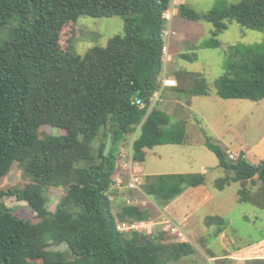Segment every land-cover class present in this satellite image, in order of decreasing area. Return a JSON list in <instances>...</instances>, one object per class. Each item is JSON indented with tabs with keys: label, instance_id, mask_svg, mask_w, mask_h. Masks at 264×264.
<instances>
[{
	"label": "trees",
	"instance_id": "1",
	"mask_svg": "<svg viewBox=\"0 0 264 264\" xmlns=\"http://www.w3.org/2000/svg\"><path fill=\"white\" fill-rule=\"evenodd\" d=\"M171 5L172 0H0V27L12 25L10 35L0 38V182L15 163L30 179L23 190L0 192V264H170L195 253L191 244L170 242L165 233L143 243L145 236L121 232L119 222L150 213L125 207L117 217L109 196L123 171L122 149L139 128L133 143V158L139 163L157 146L186 143V121L172 122L152 105L164 69L163 15ZM178 11L186 20L213 24L211 40L203 48L221 47L218 37L227 30L226 21L264 30V0L223 3L205 15L185 4ZM81 17H121L124 35L85 56L74 55L63 46V35ZM226 56L228 73L215 84L218 97L264 100L262 45L238 44ZM191 93L211 96L203 75L193 77ZM44 126L66 134L41 137ZM109 133L112 146L106 157ZM206 145L222 168L235 173L236 181L258 175L264 184V162L258 165L259 174L245 173L240 167L247 160L229 161L209 136ZM205 183L201 174L149 176L142 190L168 204L187 188ZM228 183L224 179L216 185L222 190ZM52 188L65 191L53 213L45 195ZM245 191H240L241 201H254ZM6 196L27 203L40 221L16 216L1 203ZM61 245H67L73 258L51 249Z\"/></svg>",
	"mask_w": 264,
	"mask_h": 264
},
{
	"label": "rangeland",
	"instance_id": "2",
	"mask_svg": "<svg viewBox=\"0 0 264 264\" xmlns=\"http://www.w3.org/2000/svg\"><path fill=\"white\" fill-rule=\"evenodd\" d=\"M242 0H172L176 8L175 19L179 22L178 31L179 38L183 41L181 49L176 47L173 58H169L168 63L170 72L168 75L174 76L178 81V88L157 92L152 99V105L160 110L162 108L160 102L169 98L170 93L179 97L182 101V107L186 114L190 117L191 130L196 129L197 133H201L203 137L210 136L212 142L218 144L223 149L239 148L241 144L247 146L260 145L264 141V100L260 102H252L249 100H224L217 95L216 82L228 73V61L226 50L230 47L242 44L246 46L262 45L264 51V30H252L243 27L235 21H226L227 30L222 32L218 41L221 47L218 49L203 48V46L211 40L213 24L201 20L193 22L185 20L181 17L178 8L181 5H187L198 13L205 15L211 10L218 8L221 4H237ZM179 5V6H178ZM173 26V23H172ZM125 22L121 17L112 18H92L81 17L78 22L67 27L63 35V46L70 48V52L74 55L85 56L87 52L94 47H106L115 36L124 35ZM12 25L0 27V38L6 39L11 33ZM174 35L177 30L173 28ZM172 36V40L175 36ZM177 46L174 43V47ZM183 55H188L185 58ZM203 75L211 89V96H196L191 93L193 88V77L195 75ZM159 97V100L157 98ZM190 103V104H189ZM172 122L180 120L177 117L169 115ZM41 137L45 135L61 136L66 131L50 126H44L40 129ZM219 136V139L216 137ZM100 141L94 143L95 155L98 154ZM149 153V166L151 170L160 174H169L184 172L197 174L205 170L207 166H215L218 163L216 156L207 146L191 147L188 145L174 146L166 145L153 149ZM249 162L259 165L264 161H260L255 154L250 155ZM210 170L206 175L207 182L211 187H216L219 180L229 179V183L224 187L226 192L221 194L223 198L224 220L227 223L228 240L234 241L236 247L249 243H257L264 240V198L261 202L262 206L256 205L255 202L240 203L238 201L240 191L244 189L242 183L235 180V173L216 165V168ZM207 170V169H206ZM207 173V172H206ZM232 181V182H231ZM254 189L250 188V196L257 200L264 196L263 183L256 179ZM30 182L26 177L24 170L19 163H15L11 172L0 182V192H8L10 190H23ZM216 185V186H215ZM262 185V186H261ZM261 188V189H260ZM221 190V189H220ZM246 189L245 192H250ZM48 198V210L55 212L58 205L65 196L62 188H52L45 192ZM154 200V199H153ZM1 203L12 209L14 214L20 218L38 223L40 220L37 214L25 202H19L15 196H6ZM217 216L214 207H208L201 212L194 224L200 222L201 237L207 239L210 243L216 242L213 237L219 225H213L212 229L209 225H205V218L209 216ZM219 212V211H217ZM210 219V218H209ZM215 221V220H214ZM175 222V221H174ZM176 223V222H175ZM176 225H178L176 223ZM179 226V225H178ZM185 236L189 239L191 245L201 248L199 242L196 241L191 233L190 224L188 226H180ZM158 235L164 233L158 229ZM143 243L154 237L145 236ZM218 244H213L210 252L222 256L218 250ZM65 251L70 258L67 245L53 247ZM220 249V248H219ZM232 248H230V251ZM207 255L208 251L204 252ZM210 253V254H211ZM201 255V254H200ZM203 256V255H202ZM170 264H178L177 262ZM223 264V261L217 262ZM229 264V262H226ZM246 264H264L262 262H249Z\"/></svg>",
	"mask_w": 264,
	"mask_h": 264
},
{
	"label": "crops",
	"instance_id": "3",
	"mask_svg": "<svg viewBox=\"0 0 264 264\" xmlns=\"http://www.w3.org/2000/svg\"><path fill=\"white\" fill-rule=\"evenodd\" d=\"M179 6V5H178ZM178 11V10H177ZM184 19V18H183ZM186 20V19H185ZM178 19L176 20L174 17L173 20V28L174 30H177V33L174 35V39L171 40V46H170V58H173L174 53L176 51V47L178 49H181L183 41L179 38V31H178V25H179ZM174 43L177 45L174 47ZM169 63H167V72L169 73ZM178 88V87H177ZM177 88H161L160 90L165 93V91L172 89L175 90ZM159 90V91H160ZM156 96V95H155ZM210 97V96H205ZM159 100V97L157 98ZM160 102L162 108L160 110L153 105L157 110L162 111L163 113L167 114L168 116H174L179 118L180 120L186 121V131H187V138L186 143L184 145H188L191 147H197L200 145L207 146L206 145V138L202 136L201 133H197L196 129L193 128L194 133L191 130V120L190 117L186 114L184 111V108L182 107V101L177 97L176 95H173L170 93L169 98L165 99V101H157ZM190 104V103H189ZM140 133V128L134 133L137 134V136ZM208 136V135H207ZM210 137V136H209ZM219 139V136H216ZM211 138V137H210ZM133 138L130 137L128 140V144H126L125 148L122 149L121 154H126L130 150L131 146V140ZM212 140V138H211ZM264 142V141H261ZM166 146V145H165ZM177 146V145H174ZM183 146V145H182ZM160 147V146H157ZM155 147V148H157ZM222 148V147H221ZM154 149V148H153ZM150 149L147 151V157L145 162L139 163L135 161V164L132 167V172L135 175H138L142 178L143 183H145L146 177H156V176H162V175H186L190 173H184V172H177V173H169V174H160L156 171L151 170V166H149V153L153 152L154 150ZM223 149V148H222ZM225 150V149H223ZM228 153L238 154L244 157L245 160H250V155L255 154L257 158H260V161H264V143H261L260 145H253V146H247L244 144H241L239 148L230 149L227 148L225 150ZM214 154V153H213ZM214 156H216L214 154ZM217 158V156H216ZM228 159V157H227ZM218 163H216L217 166H220L219 159L217 158ZM216 165L213 166H207V168H203L205 170H202V172H199L197 174H201L205 177L206 183L205 185L198 186V187H191L187 188L181 196L176 198L174 201L168 203V204H162L158 202L155 198L150 197L146 195L143 190H132L128 187H122L118 188L112 185V188L109 192V196L113 205V212L114 214L119 217L120 214L123 213L125 207H137L140 208L143 211H148L150 213L149 217L144 219H134L133 221H122L119 222L118 225H121L123 223L125 224H132V223H140V222H152L153 225L151 228V231L142 233L143 236H150V237H158V229H161L165 234L170 235V242H189V239L185 241H180L176 236L172 235L170 232H168L163 224V219H167V221H171L173 224L177 225L180 229V226H188L190 224L191 227V233L193 237H195L196 241L200 243L202 246L201 248H196L195 253L182 258L177 263L178 264H217L219 261H223V264H226V262H229V264H246L249 262H262L264 260V240L259 241L257 243H249L246 245H241L236 247V243L234 241L228 240L227 237V223L221 224L220 220L216 219H223L225 217L224 210H226V207H223V198L221 197V194L226 192V188L217 191L216 187H211L209 183L207 182V177L211 171V167L216 168ZM258 166V165H257ZM221 167V166H220ZM207 169V170H206ZM207 172V173H206ZM122 175L124 176L126 182L129 180V177L131 175V171L129 169H126L122 171ZM258 178V175H255L252 178L237 181L241 182L242 186H245V189L252 188L254 189L256 184V179ZM258 181L261 183V181L258 178ZM232 182V181H231ZM143 186V185H142ZM216 186V185H215ZM262 186V185H261ZM250 187V188H249ZM261 189V188H260ZM258 191V190H257ZM257 191L253 192L250 190V192H247V195H251V193H256ZM264 195V194H263ZM252 197V196H251ZM264 196L259 198L258 200H254L252 202H255L256 205L262 206L261 202L263 201ZM154 199V200H153ZM238 201L240 203H247L241 201V196L239 195ZM251 202V201H250ZM208 207H214L216 210L215 213L217 216H211V212H209V216L205 218V225H209L212 229L213 225H219L220 228L216 229V231L213 234V237L216 238V242L210 243L207 239L201 237V232H198V229H200V222H197V225L194 224L197 220L199 214L204 211V209ZM219 211V212H217ZM210 218V219H209ZM215 220V221H214ZM176 223H175V222ZM225 222V220H224ZM221 230V231H220ZM220 231V232H219ZM131 232H127V234H130ZM140 234V233H139ZM218 244V250L219 253H221L222 256L216 255L211 253L209 250V247H212L213 244ZM190 244V243H189ZM220 248V249H219ZM230 248L232 250L230 251ZM205 251H208L207 255H205ZM211 253V254H210ZM201 254V255H200ZM203 255V256H202Z\"/></svg>",
	"mask_w": 264,
	"mask_h": 264
},
{
	"label": "built area",
	"instance_id": "4",
	"mask_svg": "<svg viewBox=\"0 0 264 264\" xmlns=\"http://www.w3.org/2000/svg\"><path fill=\"white\" fill-rule=\"evenodd\" d=\"M176 15V8L174 4L171 5V7L164 13L163 19L165 21V27L162 31V38L164 40V46H163V52H162V59H163V73L160 78V86L161 88H177L178 87V81L174 76L168 75L167 72V63L170 58V46H171V40L173 33V20ZM159 92V91H158ZM157 94V93H156ZM136 104L140 107H144V102L142 100L137 99ZM133 139L131 140V146L130 150L126 154H122V157L119 161V165L122 168V170L129 169L131 171V175L129 177V180L126 182L124 176L122 175V172L119 173L116 177V180L113 184V186L122 188V187H128L132 190H139L142 191V185L143 180L140 176L135 175L132 172V167L135 164V160L133 158V143L137 137V134H133L131 136ZM241 158L244 159L241 155H236L233 153H228V160L231 162H238ZM152 222H140V223H132L130 225L128 224H121L118 225V229L121 232H137V233H145L150 232L152 228ZM163 224L168 232H170L172 235L176 236L180 241L187 240V237L185 236L184 232L175 224H173L171 221H167V219H163Z\"/></svg>",
	"mask_w": 264,
	"mask_h": 264
},
{
	"label": "water",
	"instance_id": "5",
	"mask_svg": "<svg viewBox=\"0 0 264 264\" xmlns=\"http://www.w3.org/2000/svg\"><path fill=\"white\" fill-rule=\"evenodd\" d=\"M111 146H112V133H109V136H108V139H107L106 148H105V151H104V155L106 157L110 153ZM240 170L242 172L249 173V174H259L260 173V169L258 168V166L253 164V163H251V162H249V161L246 164L242 165L240 167Z\"/></svg>",
	"mask_w": 264,
	"mask_h": 264
}]
</instances>
